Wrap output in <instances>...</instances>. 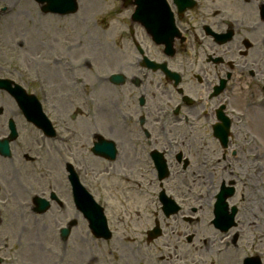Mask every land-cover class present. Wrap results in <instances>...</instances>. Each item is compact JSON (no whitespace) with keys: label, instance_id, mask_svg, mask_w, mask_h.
I'll list each match as a JSON object with an SVG mask.
<instances>
[{"label":"flooded vegetation","instance_id":"af4514ba","mask_svg":"<svg viewBox=\"0 0 264 264\" xmlns=\"http://www.w3.org/2000/svg\"><path fill=\"white\" fill-rule=\"evenodd\" d=\"M21 2L0 6L16 5L15 12ZM74 2L72 13L34 27L47 29L31 70L44 74L47 90H25L41 100L54 133L28 122L22 102L0 92V149L14 131L9 155L0 150V264H119L129 250L148 262L154 227L161 249L261 253L264 200L252 205L248 197L264 195V0ZM29 4L41 21L38 4ZM88 43L102 49L91 57ZM40 51L47 54L42 65ZM103 60L112 63L105 72L119 78L94 74L99 89L88 90L87 73L99 72L92 62ZM78 119L90 161L123 173L110 192L88 177L65 141ZM104 141L110 160L94 153ZM70 167L102 207L108 232L102 224L100 234L89 228L92 213L85 198L79 207L74 201ZM118 188L131 198L133 218L112 209ZM161 196L179 210L166 216ZM248 231L255 234L244 249ZM135 236L143 237L142 249Z\"/></svg>","mask_w":264,"mask_h":264},{"label":"rangeland","instance_id":"374dc122","mask_svg":"<svg viewBox=\"0 0 264 264\" xmlns=\"http://www.w3.org/2000/svg\"><path fill=\"white\" fill-rule=\"evenodd\" d=\"M30 0H22V2L19 4V6L17 7V10L12 14V16L6 18L4 21L0 22V60L2 62H7L8 65L10 64H16V62H22L26 63L27 65H31L30 60H32L33 56L30 57V54H35V52L38 50L37 47V43H38V38L39 37H46V32L47 29L44 28V32L40 30V32H37V30L34 27H46L48 25H50V23H53V21H58V20H50V19H46V20H42L39 21L36 18L35 15V7H31L29 4ZM3 2H8V4H10L12 2V0H1L0 4H2ZM28 9L30 11H28ZM30 12V13H28ZM16 13V14H15ZM28 13V14H27ZM27 14V15H26ZM26 15V16H25ZM25 17V18H24ZM24 19H30V21L32 22H27L25 23V21H23ZM26 24V25H25ZM19 27H28L27 29H23V28H19ZM37 39V40H35ZM41 41V40H40ZM23 42V47H24V51L23 49H20V51L23 54V58L21 60H18L21 55L20 52L16 51L19 49V43ZM97 43H88L87 45V53L88 55L95 56V52H97L98 50L102 49L100 48L99 45H96ZM27 47V48H26ZM42 52V51H40ZM28 53L29 56H26L25 54ZM40 61L38 62L39 65L44 64L46 58H47V54L42 52V55L39 54ZM112 63L110 60H103L100 63H97L95 65V69H97L100 72H105L110 70L109 68H107V66H110ZM41 67V66H40ZM95 72H90L87 73L86 77H87V85L91 88L93 87L94 89H99L97 87V84L95 83V77H94ZM74 128H76L79 132L78 137H76V139L71 140L70 143V151L72 152L73 156L76 157V159H82L84 161V163L87 165V170H88V175L89 177H92L95 179V176L97 178L98 181H100L102 183L103 189L104 191H111V189L116 185V183L118 182V179L121 178V176L123 177V173L120 171H114V173L111 176H107L106 171L101 167V165L103 164L102 161H97L95 160L94 162L90 161V157L87 155L86 151L84 152L82 149V143H83V139H84V132L86 133V130H82L81 127V121L80 119H78L75 124L73 125ZM92 129L91 126L89 127V130ZM262 139L261 142H263V157H264V129L262 127ZM260 152H262V150H260ZM260 155L262 156V153H260ZM96 165V169H95V173H92L91 171V167L90 166H95ZM263 169H264V160H263ZM102 172H101V171ZM249 173L253 172V174H255L254 171H250L247 170ZM94 172V171H93ZM261 181L262 178H264V170L263 173L261 172ZM261 181H259V185L258 187L262 188V190H264L263 184L261 183ZM249 184V183H248ZM248 184H247V190L248 188ZM123 186V185H122ZM118 193L116 194L119 197V200L116 201V205H115V209L112 208L116 213L119 214L121 213V215H130V217H134L129 211V205L128 202L129 200H131L130 197L126 196V193H124L122 190H120L118 188ZM249 191V190H248ZM112 203H114V201H111ZM119 203V204H117ZM260 204V203H259ZM248 207L249 204H248ZM261 207V225L260 228L262 229V236H264V207L263 205L260 204ZM139 221H141L140 219H137L136 224L139 223ZM259 225V224H258ZM257 225V227H258ZM252 229L255 230V226L253 224L249 225ZM258 232H256L257 234ZM253 234H255L253 231H248L246 233V238H244V240L242 241L241 245H243L242 247L245 249L249 237H252ZM140 238L135 237V243L134 246L136 248V241L139 240ZM263 245H264V238L262 240ZM121 244V242H120ZM241 247V250H242ZM263 248V247H262ZM101 250V249H100ZM126 251V250H125ZM151 258L150 261L148 260V262L146 261H140L139 260V255L137 254V252L135 253H131L130 250L128 252L125 253H120L123 255V257L120 258L119 264H124L122 260H124L125 262H128L129 264H155V262H153V258L152 256H159V255H165L168 256L166 250H163L162 253L159 252V249L157 246H152V250H151ZM245 253V250H243ZM241 251H237L233 248L229 249L228 251H224V252H214L211 253L210 258H206L204 259L202 256H200L201 254L203 255L204 253L199 252V250H182L179 249L177 251V253H173V251H171V256L172 258L167 260V262H164L162 264H184L185 260L184 258H187L188 260V253H190L192 262L195 261V263L197 264V261L199 262V264H209L211 261L213 264H215V262H217L218 264H225L224 259L226 258L227 261H229V263L226 264H234V260L237 258V255L240 253ZM249 253V252H246ZM133 254H136L135 256H133ZM221 254V255H220ZM129 255H131V257L129 258ZM220 255V257H219ZM219 258V259H218ZM264 260V257H263ZM80 261L79 257H76V259L74 260V262H78ZM239 261V260H238ZM239 263V262H238ZM101 264H107V262L105 261V258H102L101 260ZM191 264V263H189Z\"/></svg>","mask_w":264,"mask_h":264},{"label":"bare ground","instance_id":"6f19581e","mask_svg":"<svg viewBox=\"0 0 264 264\" xmlns=\"http://www.w3.org/2000/svg\"><path fill=\"white\" fill-rule=\"evenodd\" d=\"M253 197H254L255 199H254ZM248 199H249V203L252 204V202H253V204L258 205V202L264 200V195L259 196L257 193H256V194H251V195H249ZM257 201H258V202H257ZM253 204H252V205H253Z\"/></svg>","mask_w":264,"mask_h":264},{"label":"snow or ice","instance_id":"6c2138e0","mask_svg":"<svg viewBox=\"0 0 264 264\" xmlns=\"http://www.w3.org/2000/svg\"><path fill=\"white\" fill-rule=\"evenodd\" d=\"M138 214V213H137Z\"/></svg>","mask_w":264,"mask_h":264}]
</instances>
